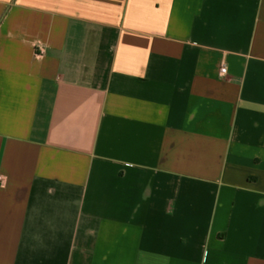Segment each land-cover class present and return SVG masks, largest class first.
I'll return each mask as SVG.
<instances>
[{"label":"crops","instance_id":"obj_1","mask_svg":"<svg viewBox=\"0 0 264 264\" xmlns=\"http://www.w3.org/2000/svg\"><path fill=\"white\" fill-rule=\"evenodd\" d=\"M0 174V264H264V0H0Z\"/></svg>","mask_w":264,"mask_h":264},{"label":"built area","instance_id":"obj_2","mask_svg":"<svg viewBox=\"0 0 264 264\" xmlns=\"http://www.w3.org/2000/svg\"><path fill=\"white\" fill-rule=\"evenodd\" d=\"M45 54H46V50L43 47H38L37 56L41 57ZM226 72H227V69L225 67H223L221 69V73L226 74ZM5 183H6V177L4 175L0 174V185L3 186V185H5Z\"/></svg>","mask_w":264,"mask_h":264}]
</instances>
